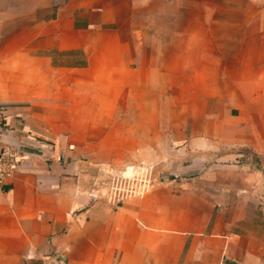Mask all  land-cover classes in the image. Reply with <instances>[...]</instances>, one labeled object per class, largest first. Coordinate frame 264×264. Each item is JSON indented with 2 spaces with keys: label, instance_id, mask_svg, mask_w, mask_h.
<instances>
[{
  "label": "crops",
  "instance_id": "1",
  "mask_svg": "<svg viewBox=\"0 0 264 264\" xmlns=\"http://www.w3.org/2000/svg\"><path fill=\"white\" fill-rule=\"evenodd\" d=\"M199 3L0 0V119L25 152L0 192V264H264V113L248 111L264 79L222 75L210 42L233 36H153L152 17ZM155 45L201 66L176 72L202 101L174 127ZM105 153L149 156L150 189L102 195L89 154Z\"/></svg>",
  "mask_w": 264,
  "mask_h": 264
},
{
  "label": "rangeland",
  "instance_id": "2",
  "mask_svg": "<svg viewBox=\"0 0 264 264\" xmlns=\"http://www.w3.org/2000/svg\"><path fill=\"white\" fill-rule=\"evenodd\" d=\"M152 18L153 36H233V41L210 42L214 44V48L227 49L225 56L216 57L217 68L222 70V75L226 74L231 81H244L246 90H250L248 82L258 77L257 75L264 79V72H260L264 70V0H200L198 7L168 9ZM154 48L158 52V61L169 70L170 87L157 93L162 94V97L158 96V101L162 98L164 109L168 112L169 126L174 127L180 120V115L192 110L193 106L197 107V110L200 109L202 99L200 100L199 95L202 90L180 87L183 83H180L181 78L176 74L182 68L183 61L190 62L192 69H200L201 66L197 64L199 58L182 57L177 49H166L164 46L155 45ZM72 75L58 74L68 80L67 82L71 81L69 78L73 77ZM1 81L0 74V83ZM261 87L259 94L262 96L259 103L249 101L248 111L253 114L264 113V85ZM58 94L63 102L73 95L72 90L67 88L58 89ZM76 95L81 96L80 89ZM152 97L156 100V92ZM0 106L6 107L3 104ZM253 122L259 123L256 119ZM89 155L104 156V173L96 182L102 195L107 197L114 191L118 196L138 197L150 189V179L154 172L148 169L153 170L151 166H154V162L149 166V156L146 157V154ZM242 160L255 163V158L250 154ZM160 179L169 182L173 177L164 175Z\"/></svg>",
  "mask_w": 264,
  "mask_h": 264
},
{
  "label": "built area",
  "instance_id": "3",
  "mask_svg": "<svg viewBox=\"0 0 264 264\" xmlns=\"http://www.w3.org/2000/svg\"><path fill=\"white\" fill-rule=\"evenodd\" d=\"M4 107L0 106V115ZM13 128L0 119V192L9 178L20 170L24 159V149L13 139Z\"/></svg>",
  "mask_w": 264,
  "mask_h": 264
}]
</instances>
